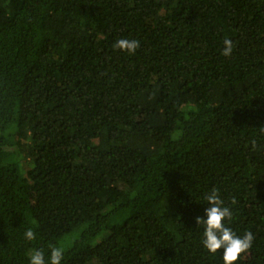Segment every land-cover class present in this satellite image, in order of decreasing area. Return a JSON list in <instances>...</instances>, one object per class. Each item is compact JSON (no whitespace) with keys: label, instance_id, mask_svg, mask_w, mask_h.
Instances as JSON below:
<instances>
[{"label":"trees","instance_id":"obj_1","mask_svg":"<svg viewBox=\"0 0 264 264\" xmlns=\"http://www.w3.org/2000/svg\"><path fill=\"white\" fill-rule=\"evenodd\" d=\"M213 188L264 264V0H0V264H223Z\"/></svg>","mask_w":264,"mask_h":264},{"label":"clouds","instance_id":"obj_2","mask_svg":"<svg viewBox=\"0 0 264 264\" xmlns=\"http://www.w3.org/2000/svg\"><path fill=\"white\" fill-rule=\"evenodd\" d=\"M223 45L222 54L231 55L232 41L226 38ZM114 47L133 54L139 47V41L121 38L115 42ZM204 199L207 205L204 214L195 218L196 225L203 227L201 235L203 247L212 254L221 251L223 264H235L240 254L251 248L253 234L250 231L238 234L229 226L233 217L232 209L225 205L215 188L209 191ZM23 235L27 241L36 239V233L31 227L27 228ZM28 256V264H62L64 258L63 250L57 246H50L47 260L45 252L39 248L31 249Z\"/></svg>","mask_w":264,"mask_h":264}]
</instances>
